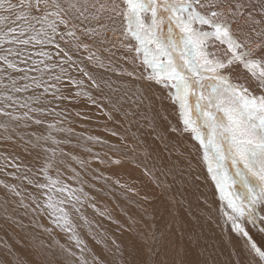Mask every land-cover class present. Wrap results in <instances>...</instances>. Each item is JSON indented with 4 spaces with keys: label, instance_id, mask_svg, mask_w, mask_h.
I'll return each mask as SVG.
<instances>
[{
    "label": "snow or ice",
    "instance_id": "1",
    "mask_svg": "<svg viewBox=\"0 0 264 264\" xmlns=\"http://www.w3.org/2000/svg\"><path fill=\"white\" fill-rule=\"evenodd\" d=\"M0 11L9 13L0 15L9 25L0 33L3 139L21 122L48 132L30 133L35 142L25 146L42 162L46 182L23 177L38 194L26 197L25 188L0 180V264H264V0H0ZM100 48L124 54L105 63ZM85 59L104 72L89 71ZM81 98L119 143L87 141L125 158L131 152L149 181L144 195L98 169L92 179L103 180L100 188L75 168L69 179L76 187L59 179L58 166L57 178L49 175L54 165L70 167L56 154L71 140L52 132L73 129L47 117L65 116L57 109ZM59 150L91 176V160ZM105 157L93 156L102 165L123 163ZM16 159L0 171L19 170ZM6 175L19 179L15 171ZM110 179L137 213L117 205L121 220L97 206L98 197L115 201ZM206 231L211 242L201 243Z\"/></svg>",
    "mask_w": 264,
    "mask_h": 264
},
{
    "label": "rangeland",
    "instance_id": "2",
    "mask_svg": "<svg viewBox=\"0 0 264 264\" xmlns=\"http://www.w3.org/2000/svg\"><path fill=\"white\" fill-rule=\"evenodd\" d=\"M7 14L9 15V13H7ZM0 15H4V14H2V11H0ZM45 48H48L49 50H51L52 53H54L56 51L53 48V51H54L53 52L52 47L49 48L47 45L45 46ZM28 50H29V52L31 51L29 49V47H28ZM123 54L124 53H122V55ZM4 82L7 83V81H4ZM64 105L71 112H73L75 110L74 106H71L70 103H67ZM85 106H86V108H90V107L95 108L94 106H89V105H85ZM85 115H88V114H85L82 112V114L80 116H78V118H72V117L68 116L67 114H65L66 118H65V116H62L61 120L63 121V124H59L58 126L65 128V129L72 128L73 134L69 135L66 132H56L55 131L54 133H52V135L55 136L56 139H58V140H71V144L59 145V147L57 148V154H56L57 155V161L64 160L67 165H70V167H66L64 164L54 165L51 169H49V175L53 179H56L57 178L56 168L58 166L59 167V173H60L59 179L63 182H68L71 180V179H69V177H71L73 175V173L71 172V168H75L77 172L81 173V176L83 178L87 179L90 182V184L95 183L96 186L98 188H100V187H104L103 180L101 179L99 181H96V180L92 179V176H95L98 174L94 170L98 169L99 173H103L104 176L112 177L113 179L119 178L121 181V184H129L131 187L139 189L141 196L144 195L145 191H147V189L144 187V185H147L149 183V181H148L147 177L141 176L140 170L136 167V165L139 163V161H134L130 158L132 155L131 152L128 153V158H125L123 156V154H114L113 152L109 151V149L105 146H101L100 144H93L92 142L87 141L86 138L88 136H100L102 139L108 140L110 143H119V140L112 138L110 136V133L104 131L103 127H90L88 125L81 124L80 120L83 121V119H84V121L88 122V120H91L92 118H94L96 116V114H95L91 119H85L84 118ZM98 117H100V116H98ZM97 121L103 122L104 118L97 119ZM50 122L53 123L51 120H50ZM21 123H24V122H21ZM28 123L30 124V122H28ZM26 128L30 132H35L31 126L26 127ZM8 134H10V135L14 134L15 138L13 140L4 141V142H2V144L0 143V149L2 150V154L8 156L7 162L4 160V158L2 156L3 161L0 163V165H4L5 163H10L13 156L18 157L19 160L16 159L15 163L19 164L20 166L25 165L24 167L21 166L20 169H24L23 171L26 174L20 176V178L17 179L15 177L2 175V173H0V180H6L9 183L18 184V185H20L21 188H25L27 191H25L22 194L25 195L26 197H27L28 193H32L34 195L38 194L37 190L32 185H28L27 180L23 179V177L27 176L30 179H38L41 183L46 182L43 174L40 173L37 169L38 167L41 168L42 165H40V164H38L32 160L30 152H28L27 155L24 154V151L20 150V146L9 147L7 145V144H14V141H17V140L24 142V139L22 140L19 137V135H22V134L17 133V132H8ZM80 140H82L83 143H80L79 142ZM128 143L129 144L132 143L130 141V139H129ZM45 146L46 147H53L54 145H52L51 143H47ZM29 147L30 146H28V150H29ZM122 147H123V145H122ZM87 148H91L92 152L91 153L87 152L86 151ZM59 149H63V152L71 153L73 156H77L80 159H83L85 161L91 160V165H90V168L88 169V171L91 173V176L85 175L84 171L80 168V166L76 163V161L71 158V156L61 155ZM95 153H100L101 158H106L105 153L107 154V157H112L114 159L115 158H121V159H123V163L120 166L109 165V164H103L102 165L99 163L98 160L93 158ZM25 157H26V159H25ZM23 158H24V160H23ZM28 163H29V165H28ZM25 167L28 170H26ZM29 169L31 171H29ZM28 174H29V176H28ZM17 177H19V176H17ZM12 179L14 181H12ZM113 179L109 180V184H112V187L117 192L116 196H114L115 201L109 197H98L97 198V201H98L97 206L103 208L106 205L107 207L112 209L114 216H116L118 219L122 220L123 218L120 216L117 205L125 206L128 209L130 215H132L135 210L138 212L139 209L136 208L134 203H128L127 201H125L120 196V192L123 190L120 189L117 185H115L113 183ZM17 180H19V181H17ZM134 181H135V183H134ZM70 184H72V186H73V182H71ZM88 191H90V189ZM92 194L95 195L94 192ZM128 195L132 200L138 199L133 193H128ZM13 198H15V197H13ZM25 201L29 202L27 199ZM144 207H148V205L145 204ZM85 208L87 209V215L90 218H94L97 222L102 223L104 227L109 229V231L111 232L112 235L119 236V233L115 230L114 225H111L109 221L104 220L103 218L95 217V214L92 212V210L90 208H87V205H85ZM101 231H103V229H101ZM125 236H127V233H125ZM120 239H124V237H120ZM189 247H190V251L193 249H195L197 251L195 244L189 245Z\"/></svg>",
    "mask_w": 264,
    "mask_h": 264
},
{
    "label": "bare ground",
    "instance_id": "3",
    "mask_svg": "<svg viewBox=\"0 0 264 264\" xmlns=\"http://www.w3.org/2000/svg\"><path fill=\"white\" fill-rule=\"evenodd\" d=\"M13 2H15V0H13ZM2 14H4L5 16L8 15L7 12H3V11H2ZM12 18L14 19V17H12ZM8 26H9V25H8L7 23H0V33H2L3 31H6ZM35 27H36L37 29H39V28H40V25H39V24H35ZM61 30H62V29H61ZM47 46H48L49 48L52 47V51H53V48H54V50H56L55 47H54V45H47ZM61 46L63 47V44H61ZM5 47H8V45H5ZM28 47H29V49L31 50L30 52L35 53V52L40 51V46H39V45H36L35 47H32L31 45H29ZM45 50L51 52V50H49L48 48H45ZM28 51H29V50H28ZM113 51H114L115 55H114V56H111V57H110L109 53H107V52H105V51L103 50V48H100V49L96 52V54L99 55L100 57H102V58L104 59L105 63H107L109 59H112L113 61H117V58L120 57V56H122V53H123L122 50L114 49ZM53 52H54V51H53ZM54 53H55V52H54ZM54 53H53V54H54ZM81 56H82V57H86V56H87V53H83V52H82V53H81ZM35 58H36V57H35ZM76 58H77V59H80L81 57H76ZM53 59H57V58L55 57V55L53 56ZM65 66L67 67V65H65ZM83 66L87 67L89 71L94 72V73H97V74H98V73H102V72H104L103 69L93 68L91 65L88 64V62H87L86 59H85V61H84V65H83ZM72 74H73L74 76H76L77 78H83V79H84V82H85V86H87V85L89 84V81L87 80V78H84V77L80 76L79 73L73 72ZM13 75H16V74L13 73ZM113 78H115V77H113ZM5 81H7L6 78H5ZM73 92H75V89H73ZM29 94H31V93H29ZM93 95H95V92H93ZM66 104H67V103H66ZM70 105H71V106H74V108H75V110H74L73 112H71L69 109H67L65 105H62L60 108L57 109V111H60L61 108H62L63 111H64V113L67 114L68 116L72 117V118H78V116H76V111L81 112V114H82V112L85 113V114H88L91 118L96 114V116H95L94 118H92L91 120H88V122H87V121H84V119H83V121L80 120L81 124H83V125H88V126H90V127H103V122H99V121H97V119L104 118V117H102L99 113L97 114V111H96L95 108H91V107H90V108H86L85 105H89V106H91V105L88 104L83 98H81V100H80L79 103H70ZM72 109H73V108H72ZM77 109H78V110H77ZM97 115L100 116V117H98ZM48 118H49V119H48ZM61 118H62V116H60V117L49 116V117H47L46 123H51L50 120H51L52 122L61 121ZM23 125H24V123H21V126H20V127L15 128V132L22 134V135H19V137H20L22 140L24 139V142H22V141H20V140H17V141H14V144H7V145H8L9 147H15V146L18 147V146H20V150H23V151H24V154L27 155L28 152H30V153H31L32 160H33L34 162H36V163L42 165V162H41L40 160H37V159L35 158V150H33L31 147H29V150H28V151H25L26 141H28L29 139H33V138L30 136V133H32V132H30V131H29L26 127H24ZM31 127H32V129H33L38 135H40V134L47 135V134H48V132H46V131H47L46 126H40V127L38 128V127L35 126V125H31ZM108 127H112V125L109 123ZM133 131H135V129H133ZM9 132H13V131H12L11 129H9ZM54 132H55V131H53L52 133H54ZM4 135H5L4 129L0 128V143H1V144H2V142L5 141V140L3 139ZM11 136H12V139H11V140H13V139L15 138V135H14V134H11ZM130 141H131V140H130ZM33 142H35L34 139H33ZM79 142H80V143H83L82 140H80ZM131 142H132V141H131ZM49 143H50V142H49ZM53 147H55V146H53ZM58 147H59V146H58ZM0 154H2V150H1V149H0ZM13 155H14V154H13ZM13 155H12V156H13ZM2 156H3V155H0V163L3 161V160H2V159H3ZM25 159H26V157H25ZM18 160H19V159H18ZM23 160H24V158H23ZM11 161H12V160H11ZM20 161H21V160H20ZM28 165H29V163H28ZM21 166H22V165H21ZM21 166H20V167H21ZM24 166H25V165H24ZM24 166H22V167H24ZM29 167H30V166H29ZM25 169H26V167H25ZM37 169H39V167H38ZM23 170H24V169H20V168H19V170H16V169L12 168L11 166H8V167H5V168L3 169V171H0V173H2V175H6V173H8V172H13V171H15V172H16V177L19 176V178H20V176L26 174ZM26 170H28V169H26ZM26 170H25V171H26ZM28 176H29V174H28ZM84 179H85V178H84ZM85 180L88 181L87 179H85ZM12 181H14V180L12 179ZM17 181H19V180H17ZM71 182H73V187H76V184H75L74 181H72V180H70V181H68V182H65V183L70 184ZM21 183H22V182H21ZM88 183L90 184L89 181H88ZM13 184H14V183H13ZM17 185H18V184H17ZM88 190H89V188L87 187V185H85V191H88ZM107 190H108V189L105 188V191H107ZM237 190H239V187H238V186H237ZM23 193H24V192H23ZM0 194H2V193H0ZM116 194H117L116 191H114V192L112 193L113 196H116ZM13 199H16V198H13ZM25 203H27V202L25 201ZM135 213H137L136 210L133 212V214H135ZM211 236H212V233L206 231V232H205V236H204V240H202L201 243H204L205 241L211 242ZM195 254H196V250H195V249L191 250V251H190V258H194V257H195Z\"/></svg>",
    "mask_w": 264,
    "mask_h": 264
}]
</instances>
